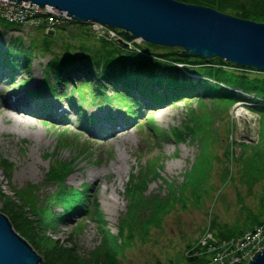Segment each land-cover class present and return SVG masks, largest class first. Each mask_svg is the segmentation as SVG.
Masks as SVG:
<instances>
[{"label":"rangeland","instance_id":"1","mask_svg":"<svg viewBox=\"0 0 264 264\" xmlns=\"http://www.w3.org/2000/svg\"><path fill=\"white\" fill-rule=\"evenodd\" d=\"M3 10L2 7L0 13ZM4 16L0 15V30L4 36L0 38V51L9 49L12 56L23 53L33 62L30 68L21 67L15 73L10 71L16 75L13 79V75L7 77L10 73L0 76V108L6 99L25 97L36 117H29L28 122L19 127L16 121L21 115L0 110V212L10 219L4 208L8 198L17 202L14 189L37 186L41 196L55 192L56 184L47 181L52 166L58 162L62 165L72 162L75 168L67 178V185L78 190L90 188L86 199L88 208L93 210L99 203L110 231L118 234L121 219L128 213L125 189L131 174L157 160L160 175L150 182L147 195L174 199L178 193L179 197L167 205L156 221L153 220L148 233H144L148 235L145 240L137 237L135 244L126 251L124 263L171 264L175 260L185 263L188 246L197 245L207 228L215 240L226 241L240 237L247 228L242 226V234L228 238L217 236L221 230L233 229L247 217L257 214L264 221V114L259 117L242 107L239 104L242 102L229 107L225 101L196 97L153 111L141 105L137 114L132 115L125 107L108 105L102 100L101 88L89 84L83 87L91 98L80 103V97L74 95L72 87L66 83L57 84L53 70L46 69L53 57L60 58L67 52L71 56L86 53L96 61L99 53L107 47H113L124 56L143 52L161 55L171 53V48L128 40L122 30L101 24L73 23L59 27L56 32H45L27 28L29 26L24 24H8ZM43 39L51 43L49 50L37 44ZM119 39L130 45H120ZM29 44H32L31 51L27 49ZM174 50L180 52L178 48ZM178 65L181 70H188L187 64ZM44 76L46 79L50 77L58 92L45 93L34 100L31 93L41 90ZM78 77L68 76L75 84L79 82ZM104 89L112 95V90ZM91 99L99 101L94 103L96 101ZM48 101L54 106L49 107ZM239 108H243L247 115L238 117ZM63 109L67 114L60 117ZM105 110L111 122L98 125V113ZM117 113L120 117L112 121ZM47 117L52 118L49 121ZM120 119L127 125L116 132L127 130L106 140L93 136L98 126H101V132H106L115 128V122L119 123ZM178 130L183 136L186 130L188 136L180 141ZM193 168L196 171L190 175ZM91 172L98 173L97 178L91 177ZM196 186L198 188L194 189ZM59 211L64 210L59 208ZM53 237L65 245L75 243L84 257L102 244L97 223L82 211L70 215ZM25 239L43 258L40 264H44V252ZM263 244L264 240L257 248Z\"/></svg>","mask_w":264,"mask_h":264},{"label":"trees","instance_id":"2","mask_svg":"<svg viewBox=\"0 0 264 264\" xmlns=\"http://www.w3.org/2000/svg\"><path fill=\"white\" fill-rule=\"evenodd\" d=\"M177 1L209 7L241 19L264 23V0ZM1 37L4 36L3 31L0 30ZM37 44L44 50H49L51 43L43 39ZM27 49L31 51L32 44H29ZM83 49L86 51L85 48ZM169 51L171 53L161 55L143 52L141 55L124 56L118 54L119 51L113 47L112 49L107 47L105 51L99 53L96 61H92L86 53L71 56L67 52L60 58L53 57L47 63L46 69L53 70L57 84L66 83L72 86L74 93H78L82 100L85 101L88 96L83 85L93 84L101 88L102 91L99 90L103 98H108L105 101L127 108L132 115L139 111L141 105H147L149 109H158L162 105L173 104L187 98L196 99V97L225 101L230 104L229 107L237 102H248L253 104L250 106L253 111L260 115L264 114V73L250 69L239 71V67L218 58L207 60L186 56L179 50L177 51L179 53L174 49ZM26 56L23 53L12 56L9 49L0 51V76L7 73L15 75L13 73L18 72L21 67L30 68L33 61L30 56ZM16 58L17 62L14 61ZM180 63L187 64L188 70H181L178 65ZM72 74L79 76L77 84L68 78L74 76ZM42 85L41 90L31 93L32 99H38L45 93H57L56 85L51 84L50 77L48 79L45 77ZM105 87L112 90L113 96H109ZM186 130L189 131V128L186 127ZM186 130L183 132L185 136L178 130L177 136L180 141L188 136ZM157 162L156 160L148 163L131 174L125 189L128 213L121 219L118 234L110 231L105 215L99 209V203L94 211L88 209L86 199L90 188L78 190L67 185V178L75 168L72 162L66 165L58 162L52 166L47 181L56 184L55 192L41 196L40 188L37 186H28L22 190L14 189L17 202L8 198L4 210L9 214L17 232L44 252V264H127L123 261L126 258V251L135 244L137 237L146 239L148 235L144 233H148L147 230L153 220L156 221V217L167 205L179 197L178 193L175 194L174 199L150 198L147 195L150 182L160 175ZM194 168L190 171V175L196 171ZM196 188L198 187L194 189ZM59 208L64 211L61 213ZM262 208L264 210V201ZM81 209L93 217L102 235L101 246L87 257L78 252L75 243L65 245L61 240L53 237L67 222L68 217ZM263 223L262 216L257 214L247 217L242 224L238 223L233 229L221 230L217 236L228 238L239 235L243 233L242 226L248 231ZM184 259L185 263L175 260L171 264H203L206 260L205 257Z\"/></svg>","mask_w":264,"mask_h":264},{"label":"water","instance_id":"3","mask_svg":"<svg viewBox=\"0 0 264 264\" xmlns=\"http://www.w3.org/2000/svg\"><path fill=\"white\" fill-rule=\"evenodd\" d=\"M67 12L79 23L123 31L128 40L178 48L186 56L221 59L264 71V23L177 0H17ZM120 45L129 42L119 39ZM43 258L0 212V264H40ZM249 264H264V248Z\"/></svg>","mask_w":264,"mask_h":264},{"label":"built area","instance_id":"4","mask_svg":"<svg viewBox=\"0 0 264 264\" xmlns=\"http://www.w3.org/2000/svg\"><path fill=\"white\" fill-rule=\"evenodd\" d=\"M0 7L4 8L3 11L10 21L32 26L45 25L48 29H53L73 21L67 12H61L49 6L42 8L28 1L0 0ZM97 25V23L94 24V26ZM212 239V236L207 234L201 240L202 246H206ZM262 240H264V233L260 228L239 239L214 243L209 247V252L214 254L209 264H241L252 257L254 251L261 250L262 247L257 248V246Z\"/></svg>","mask_w":264,"mask_h":264},{"label":"bare ground","instance_id":"5","mask_svg":"<svg viewBox=\"0 0 264 264\" xmlns=\"http://www.w3.org/2000/svg\"><path fill=\"white\" fill-rule=\"evenodd\" d=\"M47 104L52 107V105L54 103L51 102V104H50V101H48ZM30 108H31V106L29 105V100L27 98H25V97L20 98V97H16L15 96L14 98H12V100H11V98L8 99V100L6 99V101L1 106L0 110H1V112H6V111L15 112L14 114L17 115V116L18 115H21L22 117H17V118H20V119H18L16 121V124L18 123L17 126L21 127L23 125L22 123L28 122L27 119L29 117H31V118L36 117L33 113H31V109ZM66 114H67L66 109H63V111L60 113V117L65 116ZM236 115L238 117H241L242 118V117H244L247 114L245 113V111L243 110V108H239L237 110V112H236ZM99 116L100 117H97L96 118V122H97L98 125L107 123V121H106V117L107 116H106L105 113L99 114ZM57 117H58V113H57V116H55V119L54 120H56ZM47 118L50 121V119L52 117L51 118L50 117H47ZM22 119H24V120H22ZM119 121L120 122L117 123V126L118 127L127 125V124H125V121L124 120L120 119ZM100 127L98 126L95 129L94 134H93V136L96 137V138H98L99 140H101V139L102 140L110 139V138H113L116 134H119V132H116V130L118 128H113V129H111V130H109L107 132H101L100 131ZM82 131H84V130H82ZM85 134H88V133L85 132ZM89 135H90V133H89ZM97 176H98V173L91 172V177L97 178Z\"/></svg>","mask_w":264,"mask_h":264}]
</instances>
